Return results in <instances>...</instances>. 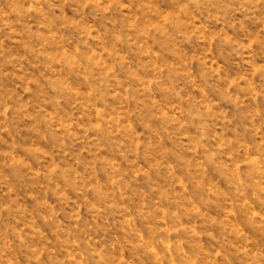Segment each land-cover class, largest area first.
<instances>
[{
  "label": "rangeland",
  "instance_id": "rangeland-1",
  "mask_svg": "<svg viewBox=\"0 0 264 264\" xmlns=\"http://www.w3.org/2000/svg\"><path fill=\"white\" fill-rule=\"evenodd\" d=\"M0 264H264V0H0Z\"/></svg>",
  "mask_w": 264,
  "mask_h": 264
}]
</instances>
